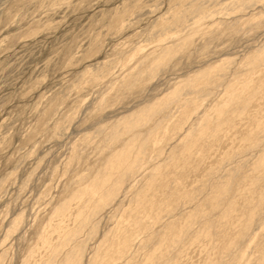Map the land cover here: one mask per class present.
Masks as SVG:
<instances>
[{
    "label": "rangeland",
    "instance_id": "1",
    "mask_svg": "<svg viewBox=\"0 0 264 264\" xmlns=\"http://www.w3.org/2000/svg\"><path fill=\"white\" fill-rule=\"evenodd\" d=\"M191 1L0 0V264H264V0Z\"/></svg>",
    "mask_w": 264,
    "mask_h": 264
},
{
    "label": "bare ground",
    "instance_id": "2",
    "mask_svg": "<svg viewBox=\"0 0 264 264\" xmlns=\"http://www.w3.org/2000/svg\"><path fill=\"white\" fill-rule=\"evenodd\" d=\"M246 6H247V4L249 5V4H251V1H247L246 3ZM203 10H204V8H203V4H202V2H200V1H198V0H192L191 2H190V5H189V9L187 10V12L188 13H190V14H195V15H199V14H202L203 13ZM186 85H187V83H186ZM189 86V85H188ZM176 92H177V90H175L174 91V93L176 94ZM155 105V103H152L151 105H149V106H146L145 108H143V109H141L140 111H138V112H133V113H131L129 116H124L122 119H121V121H124V126H123V131H125V132H131V131H133V129L135 128V127H137V126H139V125H141L142 124V122H143V116H145V115H147L150 111H151V109L153 108V106ZM153 132V130H149L148 132H147V135H149L150 133H152ZM118 134H119V131H117L116 130V132H114L113 133V138H117V137H119L118 136ZM138 137H140V135L139 134H133L129 139H128V141L123 145V147H122V150L120 151V152H116V154H114L113 155V157H111L112 159H115L116 161H115V163L117 162L118 163V161H122V159H123V167L124 166H126L125 167V170L122 172V175H121V177H119V179L117 180L116 179V181H114L115 183H113V187H111L110 186V189L109 190H107V189H105V191H103L102 192V196L99 198V200L101 201V202H107V200L109 199L108 197H112V196H114V195H116L119 191H120V189H121V184H122V180H124V178H125V180L128 178V176H133V174H134V170L138 167V165H139V163H140V161H141V157H142V154H143V151H144V149H141V151H140V149H139V151H140V153H139V151L137 152V153H139L138 154V156L133 160H131V162L132 163H130V165H126V163H128L129 162V160L131 159V155H132V149H131V151L129 150V147L131 146V147H133L134 145H133V143L137 140V138ZM145 138H146V136H145ZM143 139V138H142ZM143 142V141H142ZM136 143V142H135ZM144 144H145V141H144ZM139 146V145H138ZM130 147V148H131ZM143 146L141 145V148H142ZM139 148V147H138ZM137 151V150H136ZM136 153V154H137ZM135 157V156H134ZM132 158H133V156H132ZM111 161H114V160H111ZM121 163V162H120ZM119 163V164H120ZM108 164V163H107ZM106 164V165H107ZM113 162H109V165L107 166V167H105L104 169L106 170V169H108V170H110V167L114 170V169H116V168H119V167H117L116 166V168H114V166H113ZM116 165V164H115ZM119 166V165H118ZM256 168L258 169V168H264V148H262L261 149V156H260V158L258 159V161H257V166H256ZM121 170L123 169L122 167L120 168ZM104 170V171H105ZM110 172V171H109ZM136 172V171H135ZM107 174V173H106ZM106 174H105V176H106ZM121 174V173H120ZM107 177V176H106ZM108 177H109V174H108ZM107 177V178H108ZM127 177V178H126ZM111 177H109V179H110ZM103 179V178H102ZM105 180H107V179H104L103 181H105ZM98 181V180H97ZM96 181V182H97ZM95 182V183H96ZM100 182H101V180H100ZM106 184V186H107V184L108 183H105ZM99 185V184H98ZM100 185H101V183H100ZM102 185H103V183H102ZM97 186V185H96ZM102 187V186H101ZM101 187H99L100 188V191L103 189H101ZM94 188H95V186H94ZM94 188L93 189H91V191H94ZM95 192V191H94ZM97 192V191H96ZM226 193V192H225ZM81 193H79V195H80ZM108 198V199H107ZM106 200V201H105ZM100 203V202H99ZM104 204V203H103ZM65 205L64 206H62V208H61V210H60V212H64V210H65ZM94 211H95V209L91 212V214H89V215H85V217L83 218L84 220H82V224H85V223H87L88 222V220H90V217L92 216V213H94ZM80 217H82V215L80 216ZM71 261V260H70ZM67 262V261H66ZM69 263V262H68ZM66 264V263H65Z\"/></svg>",
    "mask_w": 264,
    "mask_h": 264
}]
</instances>
